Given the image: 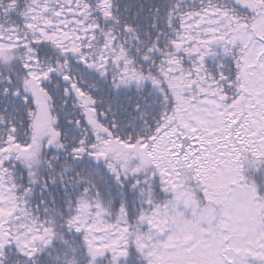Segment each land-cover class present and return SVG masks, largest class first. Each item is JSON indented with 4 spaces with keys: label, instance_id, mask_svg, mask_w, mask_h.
<instances>
[{
    "label": "snow or ice",
    "instance_id": "snow-or-ice-1",
    "mask_svg": "<svg viewBox=\"0 0 264 264\" xmlns=\"http://www.w3.org/2000/svg\"><path fill=\"white\" fill-rule=\"evenodd\" d=\"M0 264H264V0H0Z\"/></svg>",
    "mask_w": 264,
    "mask_h": 264
}]
</instances>
